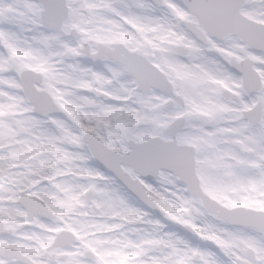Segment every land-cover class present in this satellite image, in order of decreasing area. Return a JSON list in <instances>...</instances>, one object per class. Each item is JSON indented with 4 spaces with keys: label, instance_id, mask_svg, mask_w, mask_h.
<instances>
[{
    "label": "snow or ice",
    "instance_id": "1",
    "mask_svg": "<svg viewBox=\"0 0 264 264\" xmlns=\"http://www.w3.org/2000/svg\"><path fill=\"white\" fill-rule=\"evenodd\" d=\"M0 264H264V0H0Z\"/></svg>",
    "mask_w": 264,
    "mask_h": 264
}]
</instances>
